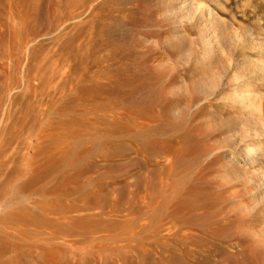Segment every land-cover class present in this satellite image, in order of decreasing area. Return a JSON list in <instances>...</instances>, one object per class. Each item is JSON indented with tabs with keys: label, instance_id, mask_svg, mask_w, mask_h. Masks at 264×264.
I'll return each mask as SVG.
<instances>
[{
	"label": "rangeland",
	"instance_id": "rangeland-1",
	"mask_svg": "<svg viewBox=\"0 0 264 264\" xmlns=\"http://www.w3.org/2000/svg\"><path fill=\"white\" fill-rule=\"evenodd\" d=\"M260 138L264 0H0V264H264Z\"/></svg>",
	"mask_w": 264,
	"mask_h": 264
},
{
	"label": "bare ground",
	"instance_id": "bare-ground-1",
	"mask_svg": "<svg viewBox=\"0 0 264 264\" xmlns=\"http://www.w3.org/2000/svg\"><path fill=\"white\" fill-rule=\"evenodd\" d=\"M191 9H193V10H195L196 8H195V6L193 7V5H191V7H190ZM209 15V14H208ZM207 37V36H206ZM246 86V85H245ZM247 87V86H246ZM243 93V92H242ZM259 117V116H258ZM256 120H258V121H263V118H258V119H256ZM262 138H260L259 139V142H257L258 144H257V146H255V147H253L252 145H253V143L254 142H252V143H249L248 144V146L244 149V151H243V156H244V159H245V162L244 163H247V162H249L250 163V165H257L258 163H260V161H259V159L258 160H255V159H253V157L257 154V153H259V152H261V151H264V141L263 142H260V140H261ZM253 141H255V140H253ZM255 163H257V164H255ZM236 165V164H235ZM240 171V168L239 167H235V172H239ZM264 180V179H263Z\"/></svg>",
	"mask_w": 264,
	"mask_h": 264
}]
</instances>
